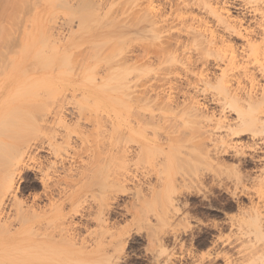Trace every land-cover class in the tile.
<instances>
[{"label":"rangeland","instance_id":"obj_1","mask_svg":"<svg viewBox=\"0 0 264 264\" xmlns=\"http://www.w3.org/2000/svg\"><path fill=\"white\" fill-rule=\"evenodd\" d=\"M74 1L0 0V63L61 66L37 86L25 74L11 99L0 80V207L26 230L16 242L0 231V258L8 248L22 264H264L244 254L264 243V0H210L229 26L180 0ZM197 19L225 41L197 44ZM178 40L185 50L155 60L158 45ZM231 49L234 66L224 62ZM103 80L128 94L95 88ZM14 199L49 215L20 221Z\"/></svg>","mask_w":264,"mask_h":264},{"label":"bare ground","instance_id":"obj_2","mask_svg":"<svg viewBox=\"0 0 264 264\" xmlns=\"http://www.w3.org/2000/svg\"><path fill=\"white\" fill-rule=\"evenodd\" d=\"M80 1V0H79ZM84 1V0H83ZM82 0H81V2H80V4L79 3H76V0L74 1L75 2V4H76V6H79V5H81L82 3L84 4V2H86L87 3V1L88 0H86V1H84L83 2ZM97 1H99L100 2V0H97ZM91 4H90V3ZM88 2V4L87 5H94L92 2H91V0ZM180 2H181V5L182 6H185L186 8L185 9H191L192 7H198V8H205V7H207L209 10H210V12L212 13V15L215 17V19H216V21L217 22H220V23H224L226 26H229V24L227 23V22H229L230 21V15H229V13H228V10L226 9V8H224V7H211V1L210 0H186V1H184V0H180ZM179 2V3H180ZM85 3V4H86ZM101 3V2H100ZM95 4H97L96 3V1H95ZM102 4V3H101ZM101 4H98V5H101ZM97 5V6H98ZM179 5L178 4H176V7H178ZM152 16V18H151V20H152V22H153V24H154V26L157 28V29H155V28H153V36H154V38H159V34H158V28L159 27H161V28H163V26L166 24V21H167V16H166V13L165 12H162L161 11V13H155V14H152L151 15ZM192 20H196V18L195 17H192ZM197 22H198V25H197V28H195L196 30V33H195V35L198 37V41H197V44H199V45H202L203 47H205V48H207V49H212V48H215V47H213V45H215V44H217L218 42H221V43H223L225 40L221 37V36H216L215 34H212L214 31L213 30H211L210 29V27L207 25V24H205L204 22H203V20L202 19H197ZM199 23H203V24H201V25H199ZM190 24H192V25H194L193 24V22L192 23H190ZM189 24V25H190ZM186 24H183L182 26H185ZM186 26H188V24L186 25ZM206 32H208V33H210L209 34V36L208 35H206L205 33ZM249 41H251V38L250 37H247L246 38V42H249ZM215 43V44H214ZM175 44H176V46L174 47V48H172V47H170V46H166V45H164V46H162V45H158L157 47H156V55H155V60L156 61H158V62H160V61H162L164 58L165 59H168V57H169V55H171V52H173V55H177V54H175L176 52H177V50L178 49H180V48H182V50H185V46L183 45V42L181 41H177V42H175ZM227 46V45H226ZM227 47H229V48H232V47H230V45H228ZM253 49H254V47H253ZM229 56L230 57H227V60L225 61L224 60V62L226 63L225 65H231V66H234L235 64H236V61H238L237 60V54L235 53V51L234 50H230V53H229ZM170 58V57H169ZM239 60H241L240 58H238ZM238 63V62H237ZM244 63V62H243ZM263 63H259L258 64V66H257V69H259L261 72H263L264 71V65H262ZM19 65L20 66H22V67H20V72L18 71V70H16L17 68L19 69ZM241 65V64H240ZM239 65V66H240ZM237 66V65H236ZM235 66V67H236ZM24 67V68H23ZM25 67H27V68H25ZM61 66H59V65H52V66H49L48 64H36V63H26V64H23L22 62H14V63H10V64H3V63H0V75H1V77H0V80L3 82V85H4V87H6L7 89L5 90L3 87L0 89L1 90V92H2V89H4L5 90V96H8L9 98H10V94L12 93V92H14L15 91V93H13L14 95L16 94V92H19L18 90H19V87L17 86L18 85V83L19 82H21V78L23 77V76H26L25 74H29L30 75V78L28 79V81H29V85H32V86H37L38 85V83H40V80H42V77L43 76H45V74H47L48 73V71L49 70H51V69H53V70H59V68H60ZM241 67V66H240ZM240 67H237L238 69L240 68ZM21 68H23V69H25V71L22 73V71H21ZM242 68V67H241ZM246 68H248V67H244V72L245 73H243L244 75L243 76H249V77H251V75L253 74V72H252V70H250V68L249 69H246ZM81 69V68H80ZM99 69V68H98ZM232 69H235L234 67L232 68ZM237 69V70H238ZM242 69L240 70V71H242ZM9 70V71H8ZM28 70H30L31 72H29ZM100 71V70H99ZM99 71H98V73H99ZM239 71V70H238ZM254 71V70H253ZM50 72H52V71H50ZM206 71L204 70V71H202V74H201V78L202 79H204L203 77L206 75V73H205ZM97 73V74H98ZM205 73V75L203 76V74ZM240 73H242V72H240ZM103 74H105V72H103ZM103 74H101V79H102V77H104V75ZM256 74V73H255ZM203 76V77H202ZM242 76V77H243ZM248 77V78H249ZM253 77V76H252ZM255 77V76H254ZM239 78V77H238ZM244 78V77H243ZM255 79V78H254ZM240 80V79H239ZM252 80V79H251ZM3 85H1V86H3ZM105 84H104V80L101 82V83H98V84H96V86H95V88H98V87H103ZM105 86H107V85H105ZM241 81H238V84H237V86H235L233 89H231V90H229V95H231V92H232V95L233 96H236L237 95V91L238 90H240L241 89ZM106 88H108L110 91H115V92H117V93H122L123 94V96H124V94H128V90H127V87H126V83L125 82H123V84H122V86H121V84H120V86L119 87H114V86H107ZM250 88H252V87H250ZM263 90V89H262ZM247 93H248V96H249V98L252 96V91H247ZM18 94V93H17ZM264 94V91H263V93H262V95ZM4 95V94H3ZM10 95V96H9ZM123 96H122V103H123ZM12 98H13V96H11ZM263 98H264V96H262ZM262 97L260 98V99H262ZM127 98V97H126ZM126 98H125V101H124V103H123V107L124 106H127V103H126ZM11 99V98H10ZM164 99H166V98H164ZM164 99H163V101H164ZM174 99V98H173ZM237 99V98H236ZM136 101H140V99H139V97H136V99H135ZM147 100L149 101V99L148 98H143L142 99V101L143 102H147ZM264 101V100H263ZM165 102H168L167 104L171 107L173 104H175V107H177V105H178V103L176 102V100H171L170 98H169V96H167V101L165 100ZM173 103V104H172ZM196 111L195 112H197V106L194 108ZM137 112H139V111H137ZM136 112V113H137ZM202 113V112H201ZM138 114V113H137ZM200 114V113H199ZM140 119L142 118L141 116H138ZM226 118V117H225ZM152 119H154V117H150V120H151V122H153L152 121ZM154 121H155V119H154ZM264 121V119L263 120H261V122H263ZM244 123H247V120H245V119H240L239 120V125H240V127H244ZM232 124V123H231ZM238 124V123H237ZM230 125V124H229ZM234 125V124H233ZM236 125V124H235ZM238 126V125H237ZM128 127H129V125H128ZM231 127V126H230ZM230 127H228L229 128V133H230V131H232V129H230ZM10 132L11 133H13V134H16V132L17 131H14V130H10ZM237 132V131H236ZM237 134V133H236ZM21 139V138H20ZM18 140V139H17ZM16 141V140H15ZM25 143V141H23V144ZM10 148H12V150H13V152H15V148H14V146H11ZM141 150V149H140ZM139 150V152H138V154L140 155V153H141V151ZM13 154V153H12ZM12 156V155H11ZM254 157V156H253ZM15 158V157H14ZM23 167V160L20 158V157H18L17 159H16V161H14V163L12 164V166H10L9 167V169L7 170V172H4V174H5V177L3 176V178H6V181H7V185H6V187H5V189H12V187H13V184H14V177H15V174H17V173H20L21 172V168ZM260 174V173H259ZM261 174L262 175H264V172L263 171H261ZM11 194H10V192H9V196H10ZM7 196H8V194L6 195V198H7ZM3 199V198H2ZM0 200V204L2 203V201L3 200ZM259 199H260V201L262 202V205L264 206V194H259ZM5 200V199H4ZM259 201V200H258ZM257 201V202H258ZM259 201V202H260ZM12 202H14V204H13V206H14V208H16L17 207V209H16V214H17V216L20 218L19 220L20 221H30L31 219H35V218H37V219H41V220H44V219H46L47 217H48V215L49 214H47V213H42V214H39V213H37V212H32V214H25L24 213V210L23 209H21L20 207L22 206V203H21V201H19V200H17V202L15 201V199L12 201ZM260 204V203H259ZM12 205V204H11ZM20 207H19V206ZM256 205V204H255ZM259 206V205H258ZM256 207V210L254 211L255 212V214L257 215V218H260V220H261V218H263L261 215H262V212H261V210L259 209V207ZM262 206V207H263ZM263 210V209H262ZM11 212H6V213H4V211H3V206H1L0 207V219L1 218H4V219H6V220H0V221H3V226H0V231H5V232H7V234L11 237V238H15V240H13L14 242H16V241H18L20 238H17L18 236H19V234H20V232H26V230H24L23 229V227H16V228H12L11 227V221H8L9 220V217L11 216ZM57 215H62V211H58L57 212ZM263 220V219H262ZM77 229V228H76ZM75 228H72L71 230L72 231H75L76 230ZM30 231V230H29ZM76 232L75 233H73L72 234V238H74L75 236H76ZM204 239V238H203ZM202 239V240H203ZM201 240V239H200ZM82 241H83V239H82ZM202 242V241H201ZM223 243H225V242H223ZM227 243V242H226ZM204 244V243H203ZM40 246V245H39ZM224 247V246H223ZM14 248H17V245L16 246H14ZM25 248V247H24ZM16 250V252L15 251H10V250H8V248H7V250L4 252V254L6 255V256H8V258H0V264H22L21 263V257H16V258H12L13 257V255L12 254H15V253H17L18 252V249H15ZM245 254V256L248 254L249 256H256L257 258H260L263 254H264V243L263 244H260V245H256V246H252V248L248 251V252H246V253H244ZM244 254L242 255V256H244ZM81 256H83V254L81 255ZM238 259L239 258H229L226 262H225V264H237V262H238ZM85 263V261H82L81 262V264H84ZM238 264H240V263H238ZM242 264V263H241ZM262 264V263H261Z\"/></svg>","mask_w":264,"mask_h":264}]
</instances>
